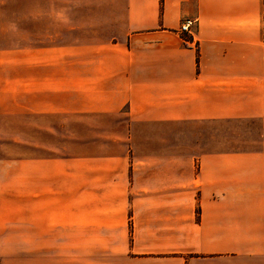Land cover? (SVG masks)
I'll return each instance as SVG.
<instances>
[{"label": "crops", "instance_id": "crops-1", "mask_svg": "<svg viewBox=\"0 0 264 264\" xmlns=\"http://www.w3.org/2000/svg\"><path fill=\"white\" fill-rule=\"evenodd\" d=\"M28 118L59 142L0 157V264H264V0H0V135ZM242 120L258 151L177 146Z\"/></svg>", "mask_w": 264, "mask_h": 264}, {"label": "rangeland", "instance_id": "rangeland-1", "mask_svg": "<svg viewBox=\"0 0 264 264\" xmlns=\"http://www.w3.org/2000/svg\"><path fill=\"white\" fill-rule=\"evenodd\" d=\"M191 22L187 33L179 32L184 40L192 37L193 21ZM180 23V25H181ZM57 119H40V122H52L51 127H56L59 123ZM42 124V123H40ZM44 125V124H42ZM38 124L32 123V120L8 119L6 136L0 135V157H4L6 152L7 160H13L20 157H31L43 154H52L53 151L41 150L40 146L54 144L59 142L53 137L52 132H38ZM260 129L261 125L258 120L242 121H216L208 123H184L177 127V146L180 141L181 149L184 155H198L202 152H222V151H248L255 152L260 148ZM146 129L140 130L142 134ZM166 133H169L165 130ZM143 140V139H142ZM168 143V140H167ZM169 146V143L167 147Z\"/></svg>", "mask_w": 264, "mask_h": 264}, {"label": "built area", "instance_id": "built-area-1", "mask_svg": "<svg viewBox=\"0 0 264 264\" xmlns=\"http://www.w3.org/2000/svg\"><path fill=\"white\" fill-rule=\"evenodd\" d=\"M191 22L189 21H184L183 23H181L180 25V31L183 32V33H187L188 29H189V26H190Z\"/></svg>", "mask_w": 264, "mask_h": 264}, {"label": "trees", "instance_id": "trees-1", "mask_svg": "<svg viewBox=\"0 0 264 264\" xmlns=\"http://www.w3.org/2000/svg\"><path fill=\"white\" fill-rule=\"evenodd\" d=\"M162 0H160V6H161Z\"/></svg>", "mask_w": 264, "mask_h": 264}]
</instances>
